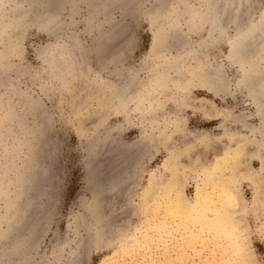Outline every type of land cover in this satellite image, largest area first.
<instances>
[{
  "label": "rangeland",
  "instance_id": "1",
  "mask_svg": "<svg viewBox=\"0 0 264 264\" xmlns=\"http://www.w3.org/2000/svg\"><path fill=\"white\" fill-rule=\"evenodd\" d=\"M250 28L264 0H0V264H264Z\"/></svg>",
  "mask_w": 264,
  "mask_h": 264
},
{
  "label": "bare ground",
  "instance_id": "2",
  "mask_svg": "<svg viewBox=\"0 0 264 264\" xmlns=\"http://www.w3.org/2000/svg\"><path fill=\"white\" fill-rule=\"evenodd\" d=\"M250 29L247 30V31L245 30V34H243V36H240L238 39L236 38L237 39L236 42H234V43L232 42L233 43L232 44V54H233L232 56L237 58L238 61L240 60V62H242V64H244V63L246 64L248 62L250 56L253 55L256 51L258 53V50L264 49V35H263V33H258V34H261L260 37H262V38H259V35L258 34L256 35V32H257L256 30L257 29H251V30ZM243 31H242V33H243ZM261 32H263V31H261ZM242 33H241V35H242ZM238 36H239V34H238ZM248 50H250V52ZM253 66H255V64ZM253 71L250 72L249 70H247V72L244 73V74H245V76H247V75L250 76L249 74H251V76H255L254 79H253V81L255 83L253 81H251L254 84V86H252V89H251V97L253 98V101L256 102L255 104L259 107V109H261V111L264 112V80L259 78L260 75L259 76H257V74L254 75ZM257 77H258L259 80L257 79ZM250 78L251 77H249V79ZM244 80H247V79L244 78ZM261 134H262V137L264 138V120H263V128L261 130ZM236 153H238V152L236 151ZM39 181H41V180H39ZM223 190H224L223 196L225 197L223 200H227V201L230 202L231 199H232V196L230 195L229 191H227L225 189H223ZM19 216H20V214H19ZM239 246H241V245H239ZM243 254H245V253L243 252Z\"/></svg>",
  "mask_w": 264,
  "mask_h": 264
}]
</instances>
